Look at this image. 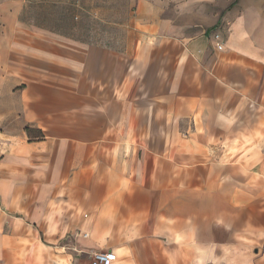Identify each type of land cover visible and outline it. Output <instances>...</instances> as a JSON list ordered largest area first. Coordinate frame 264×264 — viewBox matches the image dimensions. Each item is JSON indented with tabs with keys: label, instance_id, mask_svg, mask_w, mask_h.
Wrapping results in <instances>:
<instances>
[{
	"label": "crops",
	"instance_id": "0c3cea01",
	"mask_svg": "<svg viewBox=\"0 0 264 264\" xmlns=\"http://www.w3.org/2000/svg\"><path fill=\"white\" fill-rule=\"evenodd\" d=\"M165 1L126 46L0 26L3 264L264 255V0Z\"/></svg>",
	"mask_w": 264,
	"mask_h": 264
},
{
	"label": "rangeland",
	"instance_id": "374dc122",
	"mask_svg": "<svg viewBox=\"0 0 264 264\" xmlns=\"http://www.w3.org/2000/svg\"><path fill=\"white\" fill-rule=\"evenodd\" d=\"M137 1L0 0V26L16 24L18 22L16 17H20L25 21L23 23L26 25L37 27L39 24L60 31H66L68 28H77L78 32L91 35V37H95L100 41H105L112 45L126 46L131 43L133 36L131 26L133 24V15L137 8ZM161 1L166 2L165 0ZM227 1L229 7L240 3V0H235L233 4L232 0ZM2 31L0 27V59L4 57V52L1 50V45L4 43ZM3 121L0 114V128L3 126ZM258 245L256 246L257 252L251 249V254L257 258L259 257L257 264H264L263 249L260 244ZM215 261L216 264H223L225 259L216 258ZM0 262L3 264V259L0 258ZM233 262L246 264L243 257L233 259ZM207 264H210V262Z\"/></svg>",
	"mask_w": 264,
	"mask_h": 264
},
{
	"label": "built area",
	"instance_id": "2783aa9c",
	"mask_svg": "<svg viewBox=\"0 0 264 264\" xmlns=\"http://www.w3.org/2000/svg\"><path fill=\"white\" fill-rule=\"evenodd\" d=\"M213 38L216 44V47L219 50L224 48V45L221 41V35L219 33H214ZM115 260V254L112 251H96L92 253L91 264H112Z\"/></svg>",
	"mask_w": 264,
	"mask_h": 264
}]
</instances>
